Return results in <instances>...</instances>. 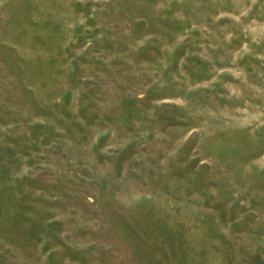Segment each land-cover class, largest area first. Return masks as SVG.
<instances>
[{
  "label": "rangeland",
  "instance_id": "rangeland-1",
  "mask_svg": "<svg viewBox=\"0 0 264 264\" xmlns=\"http://www.w3.org/2000/svg\"><path fill=\"white\" fill-rule=\"evenodd\" d=\"M0 264H264V0H0Z\"/></svg>",
  "mask_w": 264,
  "mask_h": 264
}]
</instances>
